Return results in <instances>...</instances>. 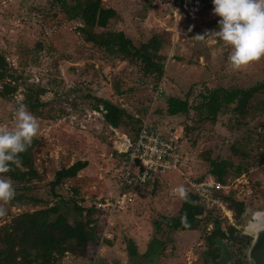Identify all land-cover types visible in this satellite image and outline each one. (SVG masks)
<instances>
[{
  "label": "rangeland",
  "instance_id": "rangeland-1",
  "mask_svg": "<svg viewBox=\"0 0 264 264\" xmlns=\"http://www.w3.org/2000/svg\"><path fill=\"white\" fill-rule=\"evenodd\" d=\"M102 6L119 15L109 31L124 32L135 45L152 34L162 40L160 53L166 60L163 78L156 86L152 77L142 76L137 65L84 43L77 31L79 22L64 20L58 0H0V54L17 80L16 93L0 97V126H14L15 109L28 88L46 90L39 97L46 103L41 108L43 116L36 117L39 130L35 137L42 141L35 154L40 179L24 184L12 181L15 191L22 193L21 188L28 187L27 198L42 205L54 203L49 182L55 171L86 160L88 167L66 180L58 192L68 199L75 197L72 190L77 188L75 198L82 199L85 207L116 196L122 161L116 148L127 130L112 129L100 112L90 108V97L109 100L141 120L148 118V124L164 135L180 136L187 160L179 171L136 190L125 209L99 215L100 244L93 256L66 253L57 259L53 256L54 264H212L200 231L157 230L154 222H162L159 216H176L182 199L179 189L186 194L185 181L207 175L206 157L220 158L234 165L247 164V172L241 176L235 178L231 173L224 191L225 196L246 202L240 222L233 218V224L247 237V222L254 212L264 211V107H257L240 125L228 113L210 124L199 123L193 111L168 116L166 102L170 97H187L194 104L204 88H250L264 79V57L238 70L228 64L231 46L216 36L220 18L208 0H103ZM159 86L163 93L154 101L153 93ZM260 102L264 104V100ZM173 188L178 192L172 193ZM39 208L27 201L9 212L14 216ZM11 216H0V225L8 223ZM222 221V227L230 226L226 219ZM126 240L133 242L136 257L127 254ZM157 240L163 241L162 247L156 245ZM223 244L230 247L225 241ZM226 250L233 252L226 264H249L235 247Z\"/></svg>",
  "mask_w": 264,
  "mask_h": 264
},
{
  "label": "trees",
  "instance_id": "trees-1",
  "mask_svg": "<svg viewBox=\"0 0 264 264\" xmlns=\"http://www.w3.org/2000/svg\"><path fill=\"white\" fill-rule=\"evenodd\" d=\"M62 5L63 18L67 22L78 21L77 29L84 43L103 51L120 61L137 65L143 77H152L155 86L163 78L165 57L161 55L163 43L157 34H152L147 40L135 45L122 31H109L112 21L118 20L119 15L112 8L102 6L103 0H58ZM211 2V0H208ZM17 79V78H16ZM9 81V82H7ZM14 78L8 71V65L0 54V97L7 98L17 91ZM11 82L14 84L11 85ZM46 92L39 87H30L23 94L21 103L38 118H41V108L46 106L40 101V96ZM95 112L102 114L103 122L112 129L127 130L124 133L130 140L135 139L141 121L136 119L124 108L99 97H90ZM264 79L250 88H204L197 95L194 104L188 98L170 97L166 102L168 116L188 115L193 111L199 123L216 124L222 114H230L236 124L242 121L257 107H264ZM189 128H185L188 132ZM42 148V141L33 138L30 146L20 154L21 165L13 166L5 173L13 182L28 183L32 179H40L35 169V154ZM122 159L123 154H118ZM209 164L207 175L198 180L212 177L215 181L226 186L231 173L235 178L247 172V164L234 165L225 159L205 158ZM88 167L86 160L76 161L66 168L55 171L53 180L49 182V193L54 203L42 205L43 202L27 198L28 187H22V193H16L8 202L5 216H11V208H20L25 202L40 206L32 212H21L11 216L8 223L0 225V264H54L52 257L61 258L68 253L73 256L86 258L94 254L99 242V224L97 218L103 211L92 206H82V199L76 200L79 190H72L75 197L66 199L58 189L66 180L74 179L78 173ZM155 185V184H153ZM144 185L143 188L153 186ZM222 202L233 212V218L238 223L246 209V202L233 196H223ZM162 222L156 220L157 230H190L200 231V237L207 245L206 255L213 260L212 264H226L233 252L227 248L235 247L244 255V249L250 239L240 235L236 224L222 227V218L217 209L208 210L200 198L193 193H186L181 199V205L176 216H159ZM210 227V228H209ZM228 243L230 247L223 244ZM127 254L137 256L136 248L131 240H126ZM156 245L163 246V241L157 240ZM110 244V242H107ZM150 247L148 248V251ZM231 250V249H230ZM152 252V251H151ZM220 258V260H219Z\"/></svg>",
  "mask_w": 264,
  "mask_h": 264
},
{
  "label": "clouds",
  "instance_id": "clouds-1",
  "mask_svg": "<svg viewBox=\"0 0 264 264\" xmlns=\"http://www.w3.org/2000/svg\"><path fill=\"white\" fill-rule=\"evenodd\" d=\"M212 12L217 21L216 36L231 46L228 64L238 70L264 57V0H211ZM202 39L203 35H196ZM15 124L8 128L0 126V216L5 215L4 204L15 196V188L5 173L21 165L20 154L30 146L37 135V118L23 103L17 105ZM180 195L184 196L182 188Z\"/></svg>",
  "mask_w": 264,
  "mask_h": 264
},
{
  "label": "built area",
  "instance_id": "built-area-1",
  "mask_svg": "<svg viewBox=\"0 0 264 264\" xmlns=\"http://www.w3.org/2000/svg\"><path fill=\"white\" fill-rule=\"evenodd\" d=\"M36 82L39 79L36 77ZM162 88L159 86L153 93L155 101L162 96ZM94 114H96L94 112ZM140 128L135 139L130 140L122 134L116 152L123 154L117 176V195L109 199H99L96 206L110 214L128 207L132 201V194L144 185L156 184L162 177L173 171H179L187 160L181 150L180 136L169 133L167 136L160 130L152 128L148 124V118L141 120ZM226 186L215 181L212 177L203 180H186V193L197 195L208 210L217 209L222 219H226L229 225H233L231 211L225 207L222 197L225 196ZM178 189L173 188L172 193Z\"/></svg>",
  "mask_w": 264,
  "mask_h": 264
},
{
  "label": "water",
  "instance_id": "water-1",
  "mask_svg": "<svg viewBox=\"0 0 264 264\" xmlns=\"http://www.w3.org/2000/svg\"><path fill=\"white\" fill-rule=\"evenodd\" d=\"M244 235L250 239L244 249L249 264H264V211H256L245 226Z\"/></svg>",
  "mask_w": 264,
  "mask_h": 264
}]
</instances>
